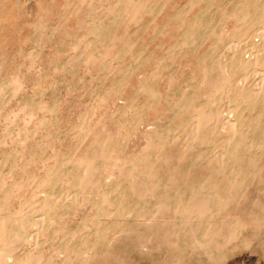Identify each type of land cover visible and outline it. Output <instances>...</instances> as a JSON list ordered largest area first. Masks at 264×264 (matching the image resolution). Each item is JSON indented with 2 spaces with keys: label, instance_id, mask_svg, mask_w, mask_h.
<instances>
[{
  "label": "rangeland",
  "instance_id": "obj_1",
  "mask_svg": "<svg viewBox=\"0 0 264 264\" xmlns=\"http://www.w3.org/2000/svg\"><path fill=\"white\" fill-rule=\"evenodd\" d=\"M0 264H264V0H0Z\"/></svg>",
  "mask_w": 264,
  "mask_h": 264
}]
</instances>
